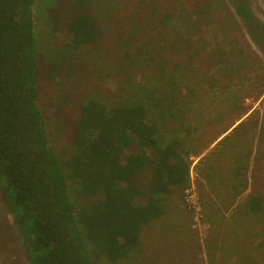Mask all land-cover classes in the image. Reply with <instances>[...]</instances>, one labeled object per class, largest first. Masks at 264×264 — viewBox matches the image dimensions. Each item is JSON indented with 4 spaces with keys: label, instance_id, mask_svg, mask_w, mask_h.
I'll return each instance as SVG.
<instances>
[{
    "label": "trees",
    "instance_id": "trees-1",
    "mask_svg": "<svg viewBox=\"0 0 264 264\" xmlns=\"http://www.w3.org/2000/svg\"><path fill=\"white\" fill-rule=\"evenodd\" d=\"M36 1L0 0V191L27 245L28 264H96L89 243L94 247L99 239L114 250L107 257L98 254L100 258L116 260L135 252L141 227L163 215L155 195L167 191L169 182H175L184 170L178 149L185 142L180 137L186 121L182 113L190 110L177 106L185 98L181 81L176 70L168 71L170 61L154 64L151 54L143 64L146 42L180 41L184 21L168 13L147 19L141 4L120 0L114 11V6L101 11L94 1L97 17L78 13L67 22L69 44L93 45L94 56L101 60L105 51L97 45V19L107 21L111 13L130 9L125 19L128 29L121 30L122 58L142 70L157 71L143 84L134 76L119 80V101L129 97L128 101L113 106L98 96L86 101L72 156L66 158L52 147L38 102ZM235 9L264 59V26L245 0H238ZM148 172L149 198L140 205L138 198L144 193L138 178ZM81 197L93 203L81 205ZM248 209L257 218L263 216L264 194L249 197ZM91 230L96 239L90 236Z\"/></svg>",
    "mask_w": 264,
    "mask_h": 264
},
{
    "label": "rangeland",
    "instance_id": "rangeland-1",
    "mask_svg": "<svg viewBox=\"0 0 264 264\" xmlns=\"http://www.w3.org/2000/svg\"><path fill=\"white\" fill-rule=\"evenodd\" d=\"M94 1L101 11H111L113 6V11L118 10L116 6L121 2L37 0L34 7L39 50L38 102L45 116L51 145L66 158L72 156L82 105L86 101L97 96L112 106L121 103V100L128 101L129 97H123L119 101L122 96L118 89L119 80L134 76L133 79L143 84L144 79L153 76L157 71L151 67L146 71L142 70L122 58L119 51L123 38L121 30L128 29L125 19L130 14V9H123L122 13H111L107 21L97 19L100 26V42L97 45L105 51L101 60L94 56L93 45L76 47L69 44L67 22L78 13L97 17ZM237 1L128 0V3L141 4V14L147 19L167 13L182 18L184 28L181 30V40L176 43V38L168 42H146L148 45L145 47L148 50L147 54L144 52L143 64L146 65L149 55L154 54L152 63L159 64L160 60L165 59L170 61L168 71L176 70L185 92L184 100L177 106L180 110H190L182 113V117H186V132L189 130L192 133L194 127H204L206 123L209 131L232 127V135L222 147L232 143L236 146L240 142L246 144L244 148L253 153L252 168L257 175L255 179L258 193L264 194V59L260 50L250 41L243 21L236 14ZM245 2L256 21L264 26V0ZM144 30L146 31L145 27ZM153 34L159 33L154 31ZM113 66L118 69H112ZM159 72L162 73L161 70ZM136 81L133 80L134 83ZM164 95L166 98V94ZM222 151L219 147L210 158ZM239 152L235 150L230 153L238 155ZM191 185L196 188L199 212L189 210L187 206L186 190ZM182 202L191 221L188 232L196 238L193 241L194 258H188V264H201L199 260L205 264L207 257L202 251L208 242L211 226L207 221L199 179L195 172L183 191ZM80 203H93V199L81 197ZM196 217L199 219L196 220ZM89 234L97 238L93 230ZM246 235L248 240L251 237L254 258L252 264H264V215L257 218L256 229L252 227L251 232L247 231ZM240 243L242 241L237 238L235 244L238 249ZM101 245L103 244L100 239L95 240L94 247L93 243H89L92 254L95 251L93 256L96 264H161L162 260L171 264L175 259L161 247L153 248L151 253L154 256L144 257L140 254L141 257H137L131 252L116 260L111 256L107 260L105 257L100 258L98 254L112 255L114 250L107 243L103 245L107 250L102 249ZM196 249H199L197 254ZM27 253V245L19 234L11 208L0 191V264H28Z\"/></svg>",
    "mask_w": 264,
    "mask_h": 264
},
{
    "label": "crops",
    "instance_id": "crops-1",
    "mask_svg": "<svg viewBox=\"0 0 264 264\" xmlns=\"http://www.w3.org/2000/svg\"><path fill=\"white\" fill-rule=\"evenodd\" d=\"M220 129L209 131L206 123L196 132L187 134L183 131L180 137L185 142L182 141L183 148L178 149V157L184 170L175 182H169L167 191L155 195L163 207V215L144 224L139 230L138 245L133 252L137 257L154 256L151 253L153 248L161 247H164L165 253L172 255L171 258H175L171 264H188V258L193 257V241L196 238L187 229L191 221L183 207L182 194L195 172L207 221L211 226L208 242L202 251L207 257L205 264H252L251 237L248 240L246 233L251 232L252 227L256 229L257 224V216L248 209L249 197L258 194L257 175L252 168L253 153L246 150V144L241 142L239 146L232 143L222 147L233 129L223 134L219 132L225 129ZM219 147L223 151L210 158ZM235 150L240 151L238 155L230 153ZM172 166L175 165L172 163ZM149 177L148 172L147 176L138 178V185L144 193L138 198L140 205L149 198L146 185ZM237 238L242 241L240 249L235 244ZM196 250L195 254L199 252V249ZM254 250L257 251V248ZM199 262L202 264L201 260ZM166 263L165 260L161 261V264Z\"/></svg>",
    "mask_w": 264,
    "mask_h": 264
},
{
    "label": "built area",
    "instance_id": "built-area-1",
    "mask_svg": "<svg viewBox=\"0 0 264 264\" xmlns=\"http://www.w3.org/2000/svg\"><path fill=\"white\" fill-rule=\"evenodd\" d=\"M186 202L189 210H196V212L200 211V207L198 205V202L196 201V188L194 185H191L190 187L187 188L186 190ZM199 218L196 217V220Z\"/></svg>",
    "mask_w": 264,
    "mask_h": 264
}]
</instances>
